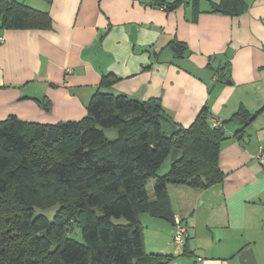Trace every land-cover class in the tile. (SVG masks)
Masks as SVG:
<instances>
[{
	"label": "crops",
	"instance_id": "crops-1",
	"mask_svg": "<svg viewBox=\"0 0 264 264\" xmlns=\"http://www.w3.org/2000/svg\"><path fill=\"white\" fill-rule=\"evenodd\" d=\"M16 1L52 21L0 28V119L80 120L98 90L157 99L183 127L206 107L226 132L225 177L207 188L169 185V213L187 242L173 243L172 220L142 214L168 233L151 252L173 255L168 264H264V165L255 158L264 148V0H244L234 14L212 12L221 0H201L197 14L188 0Z\"/></svg>",
	"mask_w": 264,
	"mask_h": 264
},
{
	"label": "trees",
	"instance_id": "trees-1",
	"mask_svg": "<svg viewBox=\"0 0 264 264\" xmlns=\"http://www.w3.org/2000/svg\"><path fill=\"white\" fill-rule=\"evenodd\" d=\"M200 1L188 0L196 14ZM243 1L212 2V12L234 14ZM51 21L24 2L0 0V28H50ZM112 81L105 76L102 84ZM211 118L204 107L190 126H177L157 99L98 90L80 120L0 119V264H168L173 255L145 249L141 215L175 223L169 185L223 181L226 132ZM165 162L170 168L160 174Z\"/></svg>",
	"mask_w": 264,
	"mask_h": 264
},
{
	"label": "rangeland",
	"instance_id": "rangeland-1",
	"mask_svg": "<svg viewBox=\"0 0 264 264\" xmlns=\"http://www.w3.org/2000/svg\"><path fill=\"white\" fill-rule=\"evenodd\" d=\"M168 169H169V163L165 162L164 165L159 170V173L165 174L168 171ZM154 184H155V180H151L148 183V192H149L150 196H154ZM48 215L52 216V213L49 212ZM148 215L149 214H146V216H148ZM146 218H148V217H145L144 221L152 222L151 218L150 219H146ZM123 221L124 220H120V222H123ZM160 222H163V221H160ZM166 225H168V224L166 223ZM143 227H144V230H143L144 231V240H145V243L147 245L148 252H151V248H153V249L158 248V246L156 245V242L160 239V237L167 236L168 233H167V231L165 232L164 229L161 228L160 226H157V225L154 226V223L149 225V224H146L144 222ZM155 234H158L161 236H156ZM155 253H159V252H155Z\"/></svg>",
	"mask_w": 264,
	"mask_h": 264
},
{
	"label": "built area",
	"instance_id": "built-area-1",
	"mask_svg": "<svg viewBox=\"0 0 264 264\" xmlns=\"http://www.w3.org/2000/svg\"><path fill=\"white\" fill-rule=\"evenodd\" d=\"M0 41L3 42L4 38L1 37ZM212 124L214 127H219L223 125L222 122L215 119L212 120ZM255 158L259 161V163L264 165V148H260L257 151V153L255 154ZM175 228H176V234L174 236V243L183 246L185 244L187 237V229L183 225L179 217H175Z\"/></svg>",
	"mask_w": 264,
	"mask_h": 264
},
{
	"label": "water",
	"instance_id": "water-1",
	"mask_svg": "<svg viewBox=\"0 0 264 264\" xmlns=\"http://www.w3.org/2000/svg\"><path fill=\"white\" fill-rule=\"evenodd\" d=\"M174 50L176 51H182L184 49V46L181 44L177 43L175 46H173ZM178 156V150L173 149L172 155H171V160H174Z\"/></svg>",
	"mask_w": 264,
	"mask_h": 264
}]
</instances>
